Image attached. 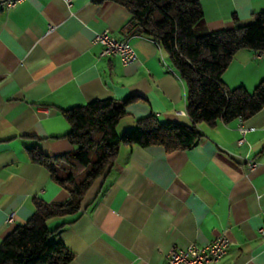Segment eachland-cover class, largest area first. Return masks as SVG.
Returning a JSON list of instances; mask_svg holds the SVG:
<instances>
[{
	"label": "crops",
	"instance_id": "obj_1",
	"mask_svg": "<svg viewBox=\"0 0 264 264\" xmlns=\"http://www.w3.org/2000/svg\"><path fill=\"white\" fill-rule=\"evenodd\" d=\"M195 35L253 21L264 0H199ZM118 0H22L0 11V243L33 214V198L46 203L69 198L28 149L49 156L75 149L63 109L94 99L129 96L122 133L137 119L191 124L186 86L167 54L130 22ZM53 29H50V26ZM109 29L127 38L136 59L102 56L94 34ZM238 50L221 75L228 89H253L264 79V57ZM247 128L245 140L239 128ZM202 137L186 150L161 146L120 147L109 170L98 177L75 213L51 218L52 239L73 252L68 264H165L171 247L205 245L221 231L230 244L217 263L264 264V109L248 119L215 126L199 124ZM246 159L260 164L249 169ZM12 220L7 221L8 215Z\"/></svg>",
	"mask_w": 264,
	"mask_h": 264
},
{
	"label": "trees",
	"instance_id": "obj_2",
	"mask_svg": "<svg viewBox=\"0 0 264 264\" xmlns=\"http://www.w3.org/2000/svg\"><path fill=\"white\" fill-rule=\"evenodd\" d=\"M130 12V24L154 40L167 54L171 66L186 86V112L192 123L160 121L154 114L137 119L136 126L122 133L116 125L127 115L129 96L121 102L113 98L94 99L63 109L70 125L65 138L75 149L55 156L39 147L28 149L30 160L43 166L50 179L66 187L64 202L46 203L34 197L33 214L17 225L0 243V264H68L73 252L60 239H52L51 218L75 214L87 190L113 164L120 147L161 146L166 152L194 147L202 133L198 125L215 126L241 117L248 119L264 109V79L252 91L244 87L228 89L221 75L234 54L243 48L264 53V12L252 22L203 35L193 26L202 17L199 0H118ZM4 3L0 0V11Z\"/></svg>",
	"mask_w": 264,
	"mask_h": 264
},
{
	"label": "built area",
	"instance_id": "obj_3",
	"mask_svg": "<svg viewBox=\"0 0 264 264\" xmlns=\"http://www.w3.org/2000/svg\"><path fill=\"white\" fill-rule=\"evenodd\" d=\"M4 8H10L15 6L22 0H2ZM67 4L71 0H64ZM53 29V26H50ZM93 42L102 46L101 55H117L121 59L123 64H128L136 59V53L129 43L127 38L119 40L112 35L109 29H103L94 34ZM253 57L260 59L264 57V53L260 51H254ZM242 120L241 117H238ZM242 136L238 139L237 144L241 145L245 138L243 134L247 131V128H239ZM260 163L254 159L247 160L246 165L249 169L256 168ZM13 214H9L7 221L12 220ZM258 237L264 239V224L257 229ZM230 244L226 231H221L213 240L205 245H199L195 242H191L183 248L171 247L167 254V260L165 264H208L212 263L215 258H220L222 253H226Z\"/></svg>",
	"mask_w": 264,
	"mask_h": 264
},
{
	"label": "bare ground",
	"instance_id": "obj_4",
	"mask_svg": "<svg viewBox=\"0 0 264 264\" xmlns=\"http://www.w3.org/2000/svg\"><path fill=\"white\" fill-rule=\"evenodd\" d=\"M224 254L225 253H222L220 258H215L212 263H217L223 257Z\"/></svg>",
	"mask_w": 264,
	"mask_h": 264
},
{
	"label": "rangeland",
	"instance_id": "obj_5",
	"mask_svg": "<svg viewBox=\"0 0 264 264\" xmlns=\"http://www.w3.org/2000/svg\"><path fill=\"white\" fill-rule=\"evenodd\" d=\"M248 91H252V89H248Z\"/></svg>",
	"mask_w": 264,
	"mask_h": 264
}]
</instances>
